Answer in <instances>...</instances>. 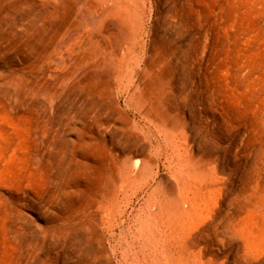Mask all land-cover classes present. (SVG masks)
<instances>
[{"label":"rangeland","instance_id":"374dc122","mask_svg":"<svg viewBox=\"0 0 264 264\" xmlns=\"http://www.w3.org/2000/svg\"><path fill=\"white\" fill-rule=\"evenodd\" d=\"M0 264H264V0H0Z\"/></svg>","mask_w":264,"mask_h":264},{"label":"bare ground","instance_id":"6f19581e","mask_svg":"<svg viewBox=\"0 0 264 264\" xmlns=\"http://www.w3.org/2000/svg\"><path fill=\"white\" fill-rule=\"evenodd\" d=\"M94 14H95V13H94ZM88 20H89V21H88V23H89V24H91V23H94V22H95L93 18H88ZM95 20H96V19H95Z\"/></svg>","mask_w":264,"mask_h":264}]
</instances>
